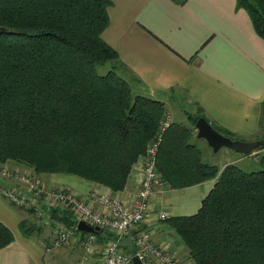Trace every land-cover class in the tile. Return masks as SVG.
<instances>
[{
    "label": "trees",
    "instance_id": "16d2710c",
    "mask_svg": "<svg viewBox=\"0 0 264 264\" xmlns=\"http://www.w3.org/2000/svg\"><path fill=\"white\" fill-rule=\"evenodd\" d=\"M110 3L0 0V26L9 29L0 31V162L71 173L111 191L124 188L165 105L133 90L121 68L127 66L102 38ZM236 6L264 38V0H236ZM198 116L207 119L198 109L186 114L187 122L171 120L155 167L170 188L215 180L194 213L168 216L165 223L192 264H264V145L257 170L204 163L194 141ZM63 214V223L73 222ZM23 221L20 229L29 235ZM12 240L0 221V247Z\"/></svg>",
    "mask_w": 264,
    "mask_h": 264
},
{
    "label": "crops",
    "instance_id": "0c3cea01",
    "mask_svg": "<svg viewBox=\"0 0 264 264\" xmlns=\"http://www.w3.org/2000/svg\"><path fill=\"white\" fill-rule=\"evenodd\" d=\"M107 13L108 24L101 36L133 73L136 80L132 83L140 93L161 99L168 110L182 109L185 119L187 113L195 116L200 109L210 123L235 138L264 139V38L255 31L246 10L236 6V0H111ZM168 112L172 120L184 121ZM195 138L202 148L200 138ZM222 155L225 160L219 169L244 159L241 153L226 148ZM137 180V173H131L122 190L109 194L128 204L139 187ZM214 180L206 178L180 188L164 182L153 193L149 210H163L169 216L194 213ZM72 184L73 191L80 194L95 189L89 182L72 180ZM96 189L107 191L100 186ZM65 212L69 213L59 211L58 220L62 221ZM28 215L0 197V220L13 234V240L0 247V264H67L72 254L80 263V235L45 251L50 241L47 232L42 237L35 232L25 235L19 229ZM140 226L150 231L155 243L192 264L165 220H146ZM133 231L121 241L124 252L132 251ZM102 232L97 233L91 264H102L106 241Z\"/></svg>",
    "mask_w": 264,
    "mask_h": 264
},
{
    "label": "built area",
    "instance_id": "2783aa9c",
    "mask_svg": "<svg viewBox=\"0 0 264 264\" xmlns=\"http://www.w3.org/2000/svg\"><path fill=\"white\" fill-rule=\"evenodd\" d=\"M171 123V117L165 112L158 131L147 145L145 153L138 157L132 173H137L138 188L131 202L124 204L117 197L98 189H91L80 194L66 189H52L30 173H11L10 177L19 179L18 183L5 189L4 197L12 204L19 206L36 216L40 222H46L49 210H68L73 222L65 224L58 221L53 229L45 251L59 248L76 235H80L81 255L79 264H91L97 234L79 233L77 222L84 220L92 226L100 227L106 241L102 247V264H132L135 255L142 264H188L176 258L164 245L155 243L151 233L141 228L140 223L146 220H166L168 214L163 210H149L150 199L157 188L164 184L156 170V154L161 138ZM4 170L2 173H5ZM98 207V208H97ZM133 230V247L131 252H124L121 241Z\"/></svg>",
    "mask_w": 264,
    "mask_h": 264
},
{
    "label": "rangeland",
    "instance_id": "374dc122",
    "mask_svg": "<svg viewBox=\"0 0 264 264\" xmlns=\"http://www.w3.org/2000/svg\"><path fill=\"white\" fill-rule=\"evenodd\" d=\"M121 68L125 72V77L128 78V79L127 78L126 79L130 82V85L133 86L132 87L133 90L136 92H139L137 90V87L134 86V83L131 82V81L135 82V80H136L133 73L130 72L129 69H126L124 67H121ZM172 108L173 109H170V110H171L173 117L178 116L179 118L184 119V121L186 120L185 117L181 115V114H183V112L181 111L182 109L174 108V107H172ZM170 110H168L167 107H165V112H168ZM197 139H199V138H197ZM195 141H196V139H195ZM200 143H201V145H203L202 148L200 147L201 153H202L200 159L202 160V162L208 163V164L210 163L211 165H214L218 168L223 163V161L225 160L223 155H222V151L225 148L221 147L217 151L213 152L209 146H206V144H204V143H206V141L203 140L202 138H200V140H199V144ZM261 148L262 147L254 150L253 156H247V154L246 155L241 154V155H244L243 156L244 159L236 161L235 164L237 166H239L240 168L246 170V171L257 170L260 167V165L258 164V156L260 154ZM226 149H228L229 151H234V150L229 149V148H226ZM134 164H135V162L132 165V170H133ZM4 170H6V172L2 173ZM12 172L14 174L20 173V172L30 173L33 176H35L37 179L39 178V180H41L46 185L50 186L52 189L59 190V191H66V189L73 191L74 188H73L72 180H79V181H83V182H89L95 189H96V187H99V186L102 189L105 188V190H107L108 192L107 191H104V192H106L107 194H109V192L111 194H113L112 192H115V191L109 190L108 188H106L105 186H103L101 184H98L94 181H90L89 179L86 180V179H84L80 176H77V175L75 176L74 174H71V173H65V172L64 173L63 172H40V173H38L34 170V168L32 166H28V165L21 163V162L9 160V161L0 162V197H3L8 203H11V202L4 197L3 191H5L6 188L12 186L11 181H13L15 183L19 182V179H16V177H10ZM131 173H132V171H131ZM59 175H63V177H61ZM76 191H74V192H76ZM12 205H15V204H12ZM18 207L19 206H17V208ZM27 212L29 215L26 218L22 219V220H24L23 223L25 224V227L30 228V232L38 233V236H42V237L45 236L46 232H47L48 237L51 238V236L53 234L52 233L53 229H54L56 223L59 221L58 218L60 219V217L58 215L59 210H49L46 222H40V220L38 218H36V216H33V214L30 213L29 211H27ZM69 261L70 262H68L67 264H79L77 262V260H75L74 254L69 255Z\"/></svg>",
    "mask_w": 264,
    "mask_h": 264
},
{
    "label": "water",
    "instance_id": "95a60500",
    "mask_svg": "<svg viewBox=\"0 0 264 264\" xmlns=\"http://www.w3.org/2000/svg\"><path fill=\"white\" fill-rule=\"evenodd\" d=\"M7 30L9 31L7 27L0 26V31L6 32ZM194 127L196 129V137L203 138L213 152L217 151L221 147H224L246 155L264 145V139L261 138L244 140L224 135L218 132L203 116H198L196 118ZM77 226L78 230L80 231L93 233H98L101 231V228L92 226L84 220H79L77 222ZM131 262L132 264H142L135 255L132 256Z\"/></svg>",
    "mask_w": 264,
    "mask_h": 264
},
{
    "label": "bare ground",
    "instance_id": "6f19581e",
    "mask_svg": "<svg viewBox=\"0 0 264 264\" xmlns=\"http://www.w3.org/2000/svg\"><path fill=\"white\" fill-rule=\"evenodd\" d=\"M100 228V227H99ZM97 234V233H96Z\"/></svg>",
    "mask_w": 264,
    "mask_h": 264
}]
</instances>
